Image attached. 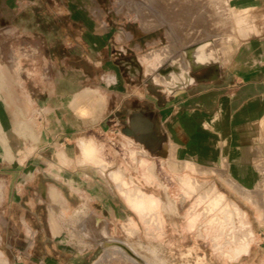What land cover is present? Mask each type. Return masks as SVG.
<instances>
[{
    "label": "rangeland",
    "instance_id": "1",
    "mask_svg": "<svg viewBox=\"0 0 264 264\" xmlns=\"http://www.w3.org/2000/svg\"><path fill=\"white\" fill-rule=\"evenodd\" d=\"M205 39L215 60L168 90L165 72L187 60L182 44ZM262 52L264 8L238 0H0V264H124L80 230L91 213L155 264H232L227 250L248 237V216L233 194L210 201L220 181L243 194L227 175L225 141L237 134L214 111ZM89 89L96 105L76 100ZM251 127L264 205V121ZM59 190L79 206L63 210ZM173 191L188 200L184 217ZM131 194L152 200L142 216Z\"/></svg>",
    "mask_w": 264,
    "mask_h": 264
},
{
    "label": "crops",
    "instance_id": "2",
    "mask_svg": "<svg viewBox=\"0 0 264 264\" xmlns=\"http://www.w3.org/2000/svg\"><path fill=\"white\" fill-rule=\"evenodd\" d=\"M238 2L242 4V7L259 6L264 8V0H238ZM256 59L257 60H253V62L249 64L252 66L250 71L242 72L240 76H236V86H226L228 90L232 89V91L231 93L227 91L226 94L222 96L220 103L221 106L217 107L214 111L216 115L220 113L221 115L226 116L227 131H234L237 134L235 138H229L225 141L227 147V159L229 160L230 157L232 158V161H229L232 162V165L230 168L228 166L229 170L227 171V175L228 178L234 181L237 185L236 188L243 194L241 195L238 192H234V190H232L227 184L220 181L224 190L218 191L216 189L219 193L215 196H211L210 201L213 206H217L221 202L222 196L224 200H227L229 194H233L239 198V201H241L243 205H245L243 213L248 216V223L246 225L248 228V237L241 238L233 249L227 250L225 257L230 258L229 261H231L232 264H264V214L259 213L260 210L264 211V205H262L260 201L261 174L255 169V166H250V162H255V160L257 161L260 157L261 144L255 138L249 139L245 137L246 131H251L252 125L255 126L256 124L264 121V52L260 53V57ZM185 121L187 123H184H186L189 127L195 125L194 123H191L190 117L185 119ZM253 130L255 132V129ZM254 135L255 134H253V136ZM178 136L172 139L174 146H184V141L179 139ZM188 141L190 143L187 144L188 147L197 146L196 143L194 144V141L196 142V140L188 139ZM204 146L207 150V147L209 146L207 140L204 141ZM43 148L46 149L47 145L35 149V152L32 155L34 160L41 157ZM205 153H207V151ZM201 157L202 156H198V158ZM204 158L207 159L208 155L205 154ZM28 167L30 169L32 165L29 164ZM148 173V167L145 166V174L148 175ZM112 178L115 182H117L119 175L117 173H113ZM33 179L34 178H32V180ZM42 187L44 188L42 193L43 197L44 199H48L51 189L48 188L47 184ZM245 193H247L248 196H245ZM59 194L60 196L62 195L61 197L64 201L63 210L69 211L79 206L78 199L76 198L77 200H75L74 198H71L70 193H64L59 190ZM172 195L174 198V208L176 213L179 216L184 217L185 210H187L186 203L188 200H186V198H182V194L177 191H173ZM208 195L209 194H204L201 198L206 199ZM3 197L4 196L2 195V199ZM128 204L137 215L142 216L129 202ZM247 212H252V215ZM181 225L182 221L178 224L179 229L182 228ZM195 239L197 243V236H195ZM206 241L211 244L212 239L206 238ZM134 251L141 259H145L144 263H132L130 261H126L124 264H152L148 250L145 251L135 249ZM80 254L81 253L76 252L73 257H77V255ZM95 263H97V261H94V264ZM70 264L75 263L73 261ZM108 264L115 263L111 261Z\"/></svg>",
    "mask_w": 264,
    "mask_h": 264
},
{
    "label": "bare ground",
    "instance_id": "3",
    "mask_svg": "<svg viewBox=\"0 0 264 264\" xmlns=\"http://www.w3.org/2000/svg\"><path fill=\"white\" fill-rule=\"evenodd\" d=\"M179 19V18H178ZM178 24V23H177ZM174 25V24H173ZM170 26V25H169ZM173 28V27H171ZM180 37V36H179ZM189 38V37H188ZM183 39H185L183 37ZM193 40V39H192ZM185 41V40H184ZM188 41V40H187ZM190 42V41H188ZM192 42V41H191ZM185 46L182 44V51L184 56L187 58L185 59L183 66L180 68V72H175L173 70L168 69L165 74H164V86L169 90L171 88H178L182 86V80H185L184 75L182 74L187 68L189 67H199V66H205L209 64L212 60H215L216 58V52L212 47V42L209 40H200L198 42L194 43H184ZM181 46V45H180ZM165 51V50H164ZM167 51L171 52V50L167 49ZM181 51V52H182ZM162 52V51H161ZM167 52V53H168ZM156 54V53H155ZM160 54V53H159ZM162 54V53H161ZM160 54V55H161ZM169 55V54H167ZM166 55V56H167ZM176 55V54H175ZM155 56V55H154ZM165 55H163L164 57ZM153 57V56H152ZM178 57V56H177ZM180 57V56H179ZM162 58V57H161ZM159 60H162V59ZM171 58V57H170ZM176 58V57H175ZM158 59V58H157ZM167 59V58H166ZM181 59V58H179ZM178 61H182L179 60ZM183 59V58H182ZM165 60V59H164ZM169 60V59H168ZM157 61V60H155ZM172 61V60H171ZM170 61V62H171ZM160 62V61H159ZM174 62V61H172ZM168 63V62H167ZM166 63V64H167ZM175 63V62H174ZM181 63V62H180ZM165 64V63H164ZM161 65V64H160ZM178 65H180L178 63ZM167 66L165 65V69ZM160 76L162 74H159ZM188 78V76H187ZM158 79V78H157ZM189 79V78H188ZM160 81V79H158ZM163 80V79H162ZM161 80V83H162ZM157 82V80H155ZM189 82L191 79L188 80ZM160 83V82H159ZM164 87V88H165ZM165 90V89H164ZM169 93V92H168ZM100 98V97H99ZM78 102H83L87 106L90 105H96L98 102V95L93 89L85 90L80 95L78 96V99H76ZM89 146V145H88ZM86 147V146H85ZM90 147V146H89ZM88 151V150H87ZM89 154V153H88ZM87 155V154H86ZM152 166V165H151ZM153 167V166H152ZM151 169V168H150ZM153 170V169H152ZM148 171L149 168H148ZM151 172V171H150ZM117 178V177H115ZM123 187V186H122ZM51 191L53 192L54 189L52 187ZM134 191V190H133ZM126 194V192H125ZM143 194V192H142ZM132 195V194H131ZM131 195H126V200L129 202L134 209H136L141 215L144 214V211L146 210V207H151L153 204L151 199H145L144 197L141 196H131ZM157 197V196H156ZM167 198V197H166ZM167 203V202H166ZM169 203V202H168ZM172 203V202H171ZM170 205V204H169ZM166 206V205H165ZM168 206V205H167ZM166 206V207H167ZM168 208V207H167ZM79 215V214H78ZM77 215V216H78ZM98 216V215H97ZM155 216V215H154ZM146 219V218H145ZM147 220V219H146ZM145 220V222H146ZM148 222V221H147ZM107 223V222H106ZM81 224V231L83 232L84 236H87L94 241H96L101 249L103 250L104 253H111V252H116L120 254L124 259L127 261H130L132 263H144L145 259H141L139 255L134 251L135 249L132 248L130 245H128L125 241H121L115 238H109L106 236V231H105V222L92 213L89 214L87 217H85ZM86 237V238H87ZM139 253V252H138ZM1 254V253H0ZM106 255V254H105ZM142 256V255H140ZM108 257V256H107ZM105 258V257H104ZM147 258V257H146ZM111 259V258H110ZM121 259V258H120ZM148 260V259H147ZM146 260V261H147ZM150 261V260H149ZM152 264L153 261L151 262ZM157 264V263H156Z\"/></svg>",
    "mask_w": 264,
    "mask_h": 264
}]
</instances>
